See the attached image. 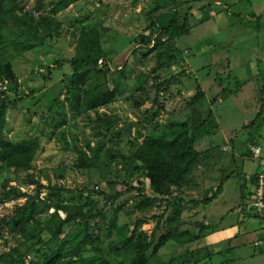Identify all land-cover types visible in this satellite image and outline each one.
Listing matches in <instances>:
<instances>
[{"label":"rangeland","instance_id":"374dc122","mask_svg":"<svg viewBox=\"0 0 264 264\" xmlns=\"http://www.w3.org/2000/svg\"><path fill=\"white\" fill-rule=\"evenodd\" d=\"M52 2L19 0L23 12H29L36 20L41 15L52 19L50 27L41 26L37 34L32 33L18 19L21 15L18 12L14 30L23 31L22 39L32 42L33 48L23 49L12 42L0 51L2 62H10L15 73L12 81L5 76L0 78V94L9 96L4 134L13 142L34 137L40 141L32 169L0 171V219L13 214L27 200L26 196H8L7 191L14 189L16 194L33 196L37 184H31L30 180L35 179L51 187L87 188L83 193L73 191L61 196L64 202L73 204L92 201V207L96 211L102 209L107 219L118 207L117 226L120 229L126 226L129 233L137 220L146 219L141 229L157 242L171 228L169 217L175 214L165 203L136 209L142 199L137 191L117 199L115 206L105 205L100 192L112 193L122 188L121 183L109 187L113 181L109 171L127 173L119 159L112 162L106 152L131 155L145 136L161 135L162 124L188 119L195 148L202 155L192 173L197 185L176 187L173 194L182 193L186 200L202 198L214 192L222 176L229 177L224 179L222 193L211 203L185 205L183 209L181 229L192 236L198 232L196 222H204L211 229L206 236L185 246L178 239H170L161 247L159 259L168 261L188 248L191 252L181 264H264V251L260 252L263 247L254 245L261 237L262 220L256 217L239 220L242 213L252 214L249 204L254 187L250 177L258 169L247 142L254 135L257 143L264 144V0H79L55 16L51 14ZM173 20L187 26L189 31L178 35L173 45L168 40L164 47L155 45V33ZM85 28L99 30L104 53L98 60L104 72L97 75L92 70L86 88L92 90L95 84L105 86L120 76L123 95L107 106L76 111L70 86L73 67L68 60L82 52L79 38ZM143 36H150V42L143 43ZM220 79L224 86L237 81L243 85L236 94L223 96ZM161 82L163 90L158 92L156 86ZM32 90H36L35 95L25 96L17 106L12 105ZM199 91L203 96L192 103L191 98ZM234 91L233 86L228 90ZM156 97L161 107L154 101ZM261 109L263 113L258 115ZM211 112L215 115L212 122L208 119ZM203 121H209L208 126L201 124ZM208 130L211 132L207 134ZM101 142L104 145L99 166L108 170L78 168L76 159L80 152L91 156ZM130 179L145 194L156 195L143 176L133 174ZM40 198L51 204L47 207L40 199L35 200L46 210L40 217L44 218L55 210L52 204L56 197L50 196L45 188ZM242 198L248 204L240 206ZM159 215L163 219L157 226ZM72 227L68 228L69 234L75 235L78 227ZM215 235L222 237L223 244L213 243ZM226 239H231V244L223 242ZM220 244L226 250L208 256V248L213 250ZM15 245L13 237L5 233L0 238V253ZM207 245L210 247L206 248ZM34 257L35 253H30L25 264Z\"/></svg>","mask_w":264,"mask_h":264},{"label":"trees","instance_id":"16d2710c","mask_svg":"<svg viewBox=\"0 0 264 264\" xmlns=\"http://www.w3.org/2000/svg\"><path fill=\"white\" fill-rule=\"evenodd\" d=\"M53 1L51 14L55 16L68 8L72 2L75 3L79 0ZM40 6H42V2H40ZM18 12L21 14L18 16V19L32 33L37 34L38 27L42 26L46 29L50 27V20L52 19L41 15L36 20L29 12H23V7L19 3V0H0V51L12 42L17 43V46H22L23 49L33 48L32 42H26L22 39L23 31L16 32L14 30L17 18L16 14ZM185 18H187V15ZM151 23L152 26L155 25L154 22ZM171 25H174V28H171ZM58 28L56 24L54 30L57 31ZM98 31L97 28L83 29L79 38L82 52L68 60L73 67L70 86L72 88V105L76 111L84 108L85 110H91L107 106L117 101L123 95L120 76L112 78L105 86L95 84L92 90L86 88V83L91 79L92 70H96L94 72L97 75L104 72V69L100 68L98 64V60L104 56ZM188 31L189 28L187 26L185 27L173 20L168 26L160 27L155 36H152L155 40V45L164 47L167 45L166 40L173 45L178 35ZM142 38L143 43H148L151 39L150 36H143ZM106 70L110 72V68H106ZM120 71L122 73L124 70ZM2 76L7 77L10 81L15 79V73L10 62L3 63L0 58V78ZM49 76L50 74L47 78ZM219 83L223 86L221 90L223 96H226V94H236L243 85L241 81H237L233 85L228 84L224 86L222 79H220ZM163 84L164 82L157 84L158 92L163 90ZM229 86L234 87L235 91L233 93L228 92ZM139 87L144 88V86ZM35 93L36 90H32L20 96L18 100L12 102V105L17 106L23 101L25 96L30 97L35 95ZM1 94L3 95L4 92ZM1 94L0 171L6 168L16 170L32 169L34 158L40 146L39 138L34 137L13 142L5 136L6 100L9 99V96L5 95L3 97ZM202 96L203 92L199 91L196 96L191 98V102H197ZM154 101L161 107L158 97ZM262 113L263 109L258 112V115ZM208 119L211 122L215 121L214 112L210 113ZM209 121H203L201 124L208 126L207 123ZM254 122L255 119L251 121V123ZM162 128L163 132L159 136H145L144 140L131 155H125L120 152L114 154L111 150L106 152L112 162L119 159L122 167L127 169V173L115 174L109 171V175L113 177V181L110 182L109 187L113 188L115 184L121 183L122 188L116 189L112 193L100 192L104 196L105 205L110 206H115L117 199L133 191H137L142 197L136 209L145 210L156 204L165 203L166 207L171 209L175 216L169 217L171 228L162 234L157 242L153 238L150 239V235L141 229V225L146 222V219L137 220L131 233H129L126 226L121 229L117 226L119 218L117 213L119 211L118 207H115L114 214L107 219L102 209L98 208L96 211L92 207V201L73 204L71 202H64L61 196L63 193H71L73 191L83 193L87 188L74 190L65 187H51L44 185L41 181L32 179L30 183L37 184L33 196L26 193L16 194L14 189L8 190L6 193L8 196L13 195L16 198L26 196L27 200L24 204L19 205L13 214L0 219V238H4L5 233H8L16 243L11 250L0 253V264H25L30 253H35V257L29 258L28 264H181L187 261L186 255L188 252H191L188 248H186V251L183 250L172 255L168 261H161L159 259V251L170 239H178L180 245L185 246L206 236V233L211 229L204 222H196V225L199 226L198 232L192 236H187L188 231L181 229L183 209L185 205L201 206L211 203L222 193L224 179L229 176H222V181L215 187L214 192L211 195L205 194L202 198L186 200L181 195L182 193L173 194L174 190L172 189L176 187H185V185L190 187V183L193 186L197 185L195 180H193L192 173L198 167L202 155L195 148V136L192 127L188 123V119L181 121L170 120L162 124ZM210 132L211 130H208L207 134ZM248 142L255 143L258 140L252 135ZM103 145V142H101L93 149L94 152L91 156H88L86 152H80L76 159V166L91 171L106 172L107 168L99 166L102 164L100 154ZM133 174L143 176L145 180H148L149 187L152 188L156 195L149 196L143 192V188L134 185L130 179ZM251 182L255 190L257 183L255 174L251 176ZM45 188L49 189L50 196L56 197L54 199L55 202L52 204L55 210L46 214L44 218H40L46 210L39 206L35 200L40 199L39 201L46 204L47 207L51 206V204L47 203L46 199L40 198V193ZM243 203H247L245 198L241 199L240 206ZM249 205L253 208L249 209L253 215L242 213V218L239 220L243 222L246 217L255 216L263 222L262 216L254 211L255 209L251 204ZM60 212L65 213V216H62ZM154 217L156 218L157 216ZM98 218H104L105 221L100 222L97 220ZM157 218V226H159V221L163 219V215H159ZM75 225L78 227L76 229L77 233L75 235L69 234L68 228H73L72 226ZM163 225H165V222H163ZM261 229V237L255 241L254 245L255 247L262 246L263 248L260 249V252H263L264 222ZM109 237H111V240H109ZM104 239H107L109 243H105ZM223 242L231 244V239H226ZM210 245H207L206 248L210 247ZM223 250H226V248H223L221 244L213 250H209L208 248L210 254L208 256H213L216 253L221 254ZM256 250L255 252H258ZM111 254L114 257H110Z\"/></svg>","mask_w":264,"mask_h":264},{"label":"built area","instance_id":"2783aa9c","mask_svg":"<svg viewBox=\"0 0 264 264\" xmlns=\"http://www.w3.org/2000/svg\"><path fill=\"white\" fill-rule=\"evenodd\" d=\"M248 148L252 159L258 166L255 172L257 183L250 204L254 207V211L262 216L264 222V144L249 143Z\"/></svg>","mask_w":264,"mask_h":264},{"label":"crops","instance_id":"0c3cea01","mask_svg":"<svg viewBox=\"0 0 264 264\" xmlns=\"http://www.w3.org/2000/svg\"><path fill=\"white\" fill-rule=\"evenodd\" d=\"M251 215H253V214H251ZM253 218H255V216H252ZM232 234H230V236H231ZM222 242V237H217L216 235H215V241L213 242V243H215V244H219V243H221ZM257 251V250H256ZM256 253H258V252H256Z\"/></svg>","mask_w":264,"mask_h":264},{"label":"clouds","instance_id":"9594fccd","mask_svg":"<svg viewBox=\"0 0 264 264\" xmlns=\"http://www.w3.org/2000/svg\"><path fill=\"white\" fill-rule=\"evenodd\" d=\"M249 143H251V142H248V143H247V148H248ZM256 143H257V142H256ZM248 150H249V148H248ZM249 154H250V152H249ZM251 158H252V157H251ZM254 174H255V173H254ZM250 178H251V177H250Z\"/></svg>","mask_w":264,"mask_h":264}]
</instances>
